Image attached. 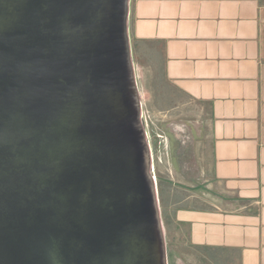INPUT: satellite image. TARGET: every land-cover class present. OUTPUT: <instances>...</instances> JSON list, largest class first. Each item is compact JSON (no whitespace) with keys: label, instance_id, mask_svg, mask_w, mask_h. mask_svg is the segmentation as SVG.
Instances as JSON below:
<instances>
[{"label":"water","instance_id":"1","mask_svg":"<svg viewBox=\"0 0 264 264\" xmlns=\"http://www.w3.org/2000/svg\"><path fill=\"white\" fill-rule=\"evenodd\" d=\"M130 0H0V264H168Z\"/></svg>","mask_w":264,"mask_h":264},{"label":"crops","instance_id":"2","mask_svg":"<svg viewBox=\"0 0 264 264\" xmlns=\"http://www.w3.org/2000/svg\"><path fill=\"white\" fill-rule=\"evenodd\" d=\"M132 43L209 109L211 203L180 208L189 264H264V0H130Z\"/></svg>","mask_w":264,"mask_h":264},{"label":"rangeland","instance_id":"3","mask_svg":"<svg viewBox=\"0 0 264 264\" xmlns=\"http://www.w3.org/2000/svg\"><path fill=\"white\" fill-rule=\"evenodd\" d=\"M132 48L168 264H189L184 260V229L173 221V214L211 203L209 109L166 80L159 45L141 42L132 43Z\"/></svg>","mask_w":264,"mask_h":264}]
</instances>
